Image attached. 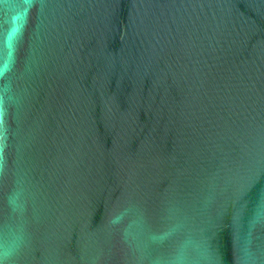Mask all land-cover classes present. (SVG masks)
<instances>
[{"label": "water", "instance_id": "1", "mask_svg": "<svg viewBox=\"0 0 264 264\" xmlns=\"http://www.w3.org/2000/svg\"><path fill=\"white\" fill-rule=\"evenodd\" d=\"M0 264H264V0H0Z\"/></svg>", "mask_w": 264, "mask_h": 264}]
</instances>
